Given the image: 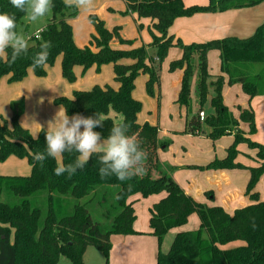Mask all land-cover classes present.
<instances>
[{
    "label": "trees",
    "instance_id": "16d2710c",
    "mask_svg": "<svg viewBox=\"0 0 264 264\" xmlns=\"http://www.w3.org/2000/svg\"><path fill=\"white\" fill-rule=\"evenodd\" d=\"M123 1L127 10L138 19L153 22L151 44L156 50V59H150L148 64L144 49H112L110 43L113 39L121 44L127 42L119 37L118 28L107 31L96 18H92L96 35L88 47L77 48L67 22L76 16L77 11L65 8L63 0H52L54 8L50 23L40 35L54 45L47 66H52L61 57V75L69 83L75 80L74 67H81L85 72L93 66L97 70L104 65L113 66L114 81L119 85L116 91L108 86H94L87 92H74L71 99L57 98L54 104L61 106L69 117L77 113L85 117L95 116L96 112L104 113V126L94 129L104 137L114 122L108 118L110 112L125 118V122L131 125L129 134H136L142 141L141 147L149 154L147 173L126 182L117 180L115 176L101 179V165L94 154L84 169L78 170L71 179H67L66 174L56 176L53 158L47 159L43 167L32 158V153L44 151L46 131H41L38 139H33L18 124L22 108L16 111L13 104L10 124L0 116V163L9 157L25 159L31 173L27 177L0 176V264H57L61 257L72 264H82L88 247L100 252L107 262L111 236L137 235L133 230L135 215L128 199L134 195L147 198L161 193L165 196L153 205L149 219L151 235L158 246L156 264H264V202H259L254 192L258 179L264 173V147L249 139L255 133L252 111L237 107L239 115L234 118L222 102L223 78L217 76L211 78L213 115L205 117L203 124L198 122L197 116L186 119L185 123V133L192 135L195 131L200 133V126L205 125L209 130L206 137L211 141L233 135L234 141L223 160L191 167L201 171H249L245 195L252 204L229 215L221 207H207L195 202L171 177L159 172L157 153L167 144L159 143L156 126L137 123L141 104L132 98L134 81L141 74L148 76L146 92L152 95L153 85L158 83L160 64L172 47H178L182 52L181 58L169 65V72L183 71L175 102L179 107L188 110L190 106L191 64L195 58L200 75L199 88L209 78L206 57L210 51L218 52L220 73L227 77L228 85H240L249 99L264 95V23L245 39L227 37L184 45L168 35L169 28L178 18L252 8L264 0H209L205 6L189 7L184 6L181 0ZM0 13L15 14L17 26L24 16L11 5L10 0H0ZM31 40L35 47H30L27 57H21L14 64L0 59V79L8 76L9 83L25 79L27 71L31 70V56L39 50L40 44L38 39ZM8 51L10 59L11 50ZM122 60L133 63L124 65L120 63ZM253 65H262V68L255 74L250 69ZM31 71L35 77L45 76V68ZM199 90L197 87L200 98L204 100L205 90ZM239 123L247 125V137L243 136ZM242 144L256 151L258 167L245 168L235 163L239 153L237 147ZM76 155L65 153L63 163L73 162ZM206 196L211 199L209 192ZM192 214L198 216V229L177 233L168 251L162 252L161 246L167 234L184 226ZM96 218L101 221H96ZM235 242L242 245L223 249Z\"/></svg>",
    "mask_w": 264,
    "mask_h": 264
},
{
    "label": "crops",
    "instance_id": "0c3cea01",
    "mask_svg": "<svg viewBox=\"0 0 264 264\" xmlns=\"http://www.w3.org/2000/svg\"><path fill=\"white\" fill-rule=\"evenodd\" d=\"M120 1L127 10L124 1ZM181 1L186 7L195 5L205 6L209 2V0ZM128 13L130 16L136 18L137 21L145 20L148 23L149 28L152 27L153 22L151 20L138 19L136 15L131 14L129 11ZM67 22L70 25V20ZM263 23L264 3H261L255 7L241 10H230L223 13L197 14L189 18H178L169 28L168 35L173 36L175 40H179L184 45H189L192 43H204L207 41L223 39L227 37L245 39L251 37L255 30ZM122 40L126 42V40ZM110 47L114 50H120L125 49L126 45L121 44L117 39H113L110 43ZM212 52L217 53V56L215 57H218L217 63L219 64V68L217 72L214 69L211 70L209 67L211 78L222 76L223 81H227V77L225 75H221L220 73V60L218 52H209L207 59ZM181 54L182 52L179 50L177 59L181 57ZM58 59L61 61V57H58ZM120 63L129 65L133 62L130 60H122ZM108 66L111 68L112 65ZM108 66H101L100 69L106 68ZM48 67L49 66L45 67V71L48 69ZM92 70L97 69L93 66L88 69L87 72ZM76 71H78V74H82L81 67H74L73 72L76 73ZM179 72L180 74L177 76L178 86H180L179 80L181 81L182 76V72ZM32 77L34 78L32 71L28 70L26 78L21 82L9 83L8 76L0 79V115L5 120H11L14 114L12 105H15L16 102H20L21 99L26 104L25 109L27 112L29 111L30 104L42 101L41 94L45 88L49 87L26 86L28 80L32 83H35V80H33ZM145 77L147 81L148 77L146 75ZM198 84H200V80H198L196 83V87L200 89L199 91L202 89L205 90V81L202 85L203 87L201 88H199ZM118 87L119 85L114 81L112 89L116 91ZM133 92L132 98L134 99ZM175 94L177 97L178 93L175 92ZM238 99H240L238 107L242 109H249L254 115L255 133L249 136V139L252 142L264 147V95L249 99L244 94L242 97L239 96ZM227 108L230 110L234 118H238V110L233 108L230 109L228 106ZM149 109H152V105H150ZM145 110L147 109L145 108ZM140 113L137 115V123L139 125L144 124L145 121L151 122L149 123L151 126L155 125L153 124V117L145 115V112H142L141 114ZM23 114L24 111L22 109V112L18 118V122L21 126L24 122ZM117 117H120V119L122 118V116L115 115L113 112H110L108 115V118L112 119L114 122L117 121ZM22 128L25 129L23 126ZM239 129L244 133H248V127L245 124L239 123ZM180 132L181 131H173L171 134H169V132L166 130L158 129L159 143H165L161 136H169L172 139L166 152H163L165 149L158 150L157 158L159 163V172L171 177V179L183 190V192L195 202L203 204L207 207H221L229 215H231L237 209L251 205L252 202L245 195V188L250 176L247 169L217 171H198L190 169L191 167L204 166L214 160V158H222L221 156L226 155V148H229L234 141L233 135L224 136L216 141H211L206 137V135L200 136V133L198 135L183 134L179 136L178 134H180ZM208 132L209 130L206 129L205 134ZM217 148L218 150H216ZM237 148L239 153L235 160L236 163H239L247 168H256L259 166V162H257L255 158V150L248 149L244 144L239 145ZM13 159L17 158L9 157L7 161H12ZM20 161H24L27 164L25 159ZM27 166L30 170L28 164ZM19 174L22 176H27L28 173L23 172ZM156 175L157 174L154 176ZM197 180L198 183H196ZM216 187L219 189L218 197L213 194V197H211L212 199L207 198L206 193H208V190L214 189ZM222 189H224V191H222ZM254 192L257 193L259 202H264V173L258 179ZM164 196L165 195L163 193L152 195L147 198H142L140 195H134L128 199L127 202L132 205L134 211L135 221L133 223V230L137 233V235L111 236V248L108 254L107 264H156L158 246L156 239L151 235V229L149 227L150 210L153 205L157 204ZM199 224L198 216L196 214H192L184 226L173 229L167 234L163 240L161 251H168L170 243L177 233L197 230ZM239 243L240 242L228 244L227 246L223 247V249H229L242 245Z\"/></svg>",
    "mask_w": 264,
    "mask_h": 264
},
{
    "label": "rangeland",
    "instance_id": "374dc122",
    "mask_svg": "<svg viewBox=\"0 0 264 264\" xmlns=\"http://www.w3.org/2000/svg\"><path fill=\"white\" fill-rule=\"evenodd\" d=\"M51 17L52 15L45 17L44 20L38 24H28L22 18L17 30L22 28L26 35L32 36L33 33L36 32L40 27L43 26L45 28L50 23ZM92 18H96L101 21L103 27L107 31H112L114 28L119 29L118 34L119 36H121L120 38L126 40L127 42L126 44H124L126 45V48L120 49V51L144 49L147 56V64L150 59L153 61L156 59V50L152 47L151 44L152 33H154L152 27L149 28V25L145 20L137 21L136 18L130 16V14L128 13V11L120 0H95V8L91 13H80L77 11L76 16L70 19L72 38L77 48L89 46L91 38L95 35V25ZM30 44H33L32 40L30 41ZM179 50L180 49L178 47H172L167 51L165 59L160 64L158 70V83L153 85L154 87L152 95H148L146 92L147 81L145 75L143 74L139 75L135 79L133 93L134 100L141 104V113L145 112V115L153 117V124H155L154 126H156L159 130L168 131L169 134H171V132L173 131H181L180 134H178L179 136H181L183 134H187L185 133L184 128L186 119H190L192 116H197V113L200 110L204 112L205 117L213 115V110L210 106V100L212 97V86L209 67L211 68V70L214 69L218 72L219 64L217 63L218 57H215L217 56L216 52H212L209 55L208 59L206 57L207 72L209 78L205 80V98L203 100L202 98H200L196 87L197 81L200 80V75L198 73L197 68V59L195 58L193 60L191 64L193 74L190 83V106L188 110H186L184 107H179L175 103L177 100L175 92L179 93L180 90V86H178L177 76L180 74L179 71H181L183 75V71L176 70L177 72H169L170 63L181 58L180 57L179 59H177ZM261 68L262 65H253L250 67L251 71L255 74L260 71ZM99 69L92 70L89 72H83L82 70V74H78V71H76L77 74L73 72L75 80L74 82L69 83L62 78L61 61L57 58L54 64L52 66H49L48 69H46L44 77H32L33 80H35V83H32L28 80L26 86L49 87L43 90L41 94L42 101L30 104L28 112L25 109L26 104L23 102L22 99L20 100V102H16L15 104L16 111L20 110V108H22L24 111V122L22 126L25 127V130L27 129L30 136H38L41 131H47L48 127L52 126V124H49V122L54 123V119L57 113L59 111L61 113L64 112L61 106H57L54 104V101L57 98L71 99L74 92H87L90 91L94 86L104 87L107 85L112 89L114 84L112 66L111 68L110 66H108L106 68L100 70ZM179 82L180 85L181 81L179 80ZM221 96L223 104L225 105L226 103V107L228 106L230 109L233 108L237 110L240 101V99L238 98L239 96H244V93L240 85H228L227 81H223V85L221 88ZM150 105H152V109H149ZM145 108L147 110H145ZM2 119L4 118L2 117ZM116 120H120V117H117ZM5 121L10 124L11 120ZM145 123L149 124L151 122L145 121L144 124ZM206 129L207 127L205 125L200 126V136L206 135ZM243 136L247 137L248 135L247 133L243 132ZM161 138L164 139L165 144L168 145L163 151L166 152L172 139L169 136H161ZM227 149L228 147L226 148V150ZM216 150H218V148ZM221 157L222 158H214V160L221 161L226 157V155H223ZM23 172H27V176H29L31 170L28 169L26 162L20 161V159H13L12 161L6 160L5 162L0 163V176L12 177L19 175L21 177L22 175L19 173ZM196 183H198V180L196 181ZM214 189H209L208 192L211 194V197H213V194L218 197L219 189L218 187ZM222 191H224V189H222ZM96 221L99 222L101 221V219L96 218ZM57 264L72 263L68 259L61 257L59 258ZM82 264H107V262L100 252L91 247H88L83 254Z\"/></svg>",
    "mask_w": 264,
    "mask_h": 264
},
{
    "label": "clouds",
    "instance_id": "9594fccd",
    "mask_svg": "<svg viewBox=\"0 0 264 264\" xmlns=\"http://www.w3.org/2000/svg\"><path fill=\"white\" fill-rule=\"evenodd\" d=\"M11 5L24 13L23 20L28 24H38L45 17L51 16L54 5L52 0H10ZM67 9H74L80 13H91L95 8V0H63ZM18 29L15 14L0 13V59L9 64H14L21 57H27L30 47L31 35H26L23 29ZM44 27H40L35 35L40 40L39 50L31 56V70L47 67L50 50L53 43L44 40L40 35ZM10 59H9V51ZM106 116L96 112L95 116L85 117L79 113L69 117L66 111L58 112L54 123L45 133V149L32 153V158L41 167L47 159L56 161L54 174H66L67 179L76 175L78 170H83L95 154L100 163L99 176L101 179L115 176L121 182L132 181L147 173L146 162L148 152L141 147L142 141L136 134H129L131 125L125 118L113 122L109 134L104 137L94 129L102 128ZM38 139V136H33ZM65 153L77 154L73 162L65 165ZM131 185H129L130 187ZM119 198V197H117ZM256 227L255 222L252 224Z\"/></svg>",
    "mask_w": 264,
    "mask_h": 264
},
{
    "label": "built area",
    "instance_id": "2783aa9c",
    "mask_svg": "<svg viewBox=\"0 0 264 264\" xmlns=\"http://www.w3.org/2000/svg\"><path fill=\"white\" fill-rule=\"evenodd\" d=\"M36 33V32H35ZM35 33L31 36L32 38L31 39H37L36 38V35ZM197 119H198V122L200 124H203L204 123V120H205V114L202 110H200L198 113H197ZM199 132L198 131H195V135H198Z\"/></svg>",
    "mask_w": 264,
    "mask_h": 264
}]
</instances>
